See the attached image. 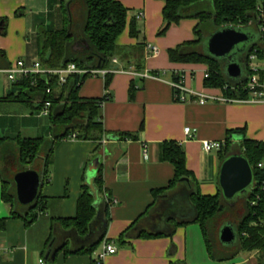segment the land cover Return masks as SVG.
<instances>
[{
    "label": "crops",
    "instance_id": "0c3cea01",
    "mask_svg": "<svg viewBox=\"0 0 264 264\" xmlns=\"http://www.w3.org/2000/svg\"><path fill=\"white\" fill-rule=\"evenodd\" d=\"M66 1L0 0V18L8 20L6 34H0V51L4 52L0 63L13 65L23 59L30 64L39 60L45 32L64 27ZM118 1L129 13L127 26L117 39L119 50L109 70L123 68L127 71L112 73L108 87L104 75H89L80 88L82 97H108L102 104L107 142H102L103 136L98 141L67 138L57 143L48 168L49 182L41 187L46 210L30 224L13 214V206L2 197L0 180V264H40L41 258L47 264H92L104 240L114 243L118 250L106 256L103 264H258L256 251L240 252L225 261L214 259L198 223L179 225L172 235L122 236L153 201L152 190L167 186L174 177L173 164L163 158L165 141L182 144L187 167L198 180L200 192L216 194L222 150L207 152L203 141H222L225 147L228 137L236 134L230 131L240 128L244 129L246 138L264 140V103L216 99L202 104L194 97L187 102L176 101L172 85L176 78L191 90L217 96L224 93L221 88L204 84L207 64L173 62L169 58L170 48L195 38L198 19L186 18L172 23L167 32L160 35L164 25V0ZM140 10L145 17L136 20L142 31L133 37L130 22ZM147 43L159 47L156 56L146 57ZM258 64L263 65L260 60ZM132 69L146 71L148 76L133 74ZM13 83L5 72H0V136L50 138L49 119L44 120L33 103L10 96L15 89ZM132 88L134 91L130 93ZM186 127L192 129L191 136L186 134ZM126 133L135 137L123 138ZM242 138L231 137L228 143L233 149L238 148ZM145 146L147 153H144ZM100 168L104 188L112 198L106 236L92 255L68 253L63 248L66 241L70 250L79 247L81 241L66 239L65 231L69 227H64L61 219L76 216L83 186L90 187L89 183H94ZM102 204L99 197L95 205ZM175 205H185L188 212L166 213ZM168 208L159 217L148 219V224L154 229H165L168 216H193L195 212L185 190L173 194Z\"/></svg>",
    "mask_w": 264,
    "mask_h": 264
},
{
    "label": "trees",
    "instance_id": "16d2710c",
    "mask_svg": "<svg viewBox=\"0 0 264 264\" xmlns=\"http://www.w3.org/2000/svg\"><path fill=\"white\" fill-rule=\"evenodd\" d=\"M164 25L159 31L167 32L172 23L182 19L196 18L195 38L183 41L168 50L173 62L205 63L208 65V76L204 84L208 87L221 88L225 95L237 98L249 97V91L242 82H231L224 70V63L205 53L201 46L206 36L226 26H256L260 31L258 40L244 53L247 74L252 73L249 67V56L253 53L264 61V0H210V10H194L196 7L208 5L206 0H164ZM209 1V2H210ZM208 5V6H209ZM66 22L59 30H47L39 52L41 65L49 68L66 66L70 62L79 67L109 68L113 56L119 50L117 39L127 26L129 9L118 0H67L63 6ZM20 13V11H17ZM7 18H0V34H6ZM141 28L136 18L130 22V34L139 36ZM4 52L0 51V55ZM11 65L0 63V68ZM88 74L70 75L66 83L59 86L56 77L19 78L13 83L12 97L23 98L33 103L44 98H51L53 104L47 116L51 123L50 138L0 136V180L2 181V197L13 206V214L22 217L30 224L39 214L46 210V198L41 194L31 204H22L17 198L15 174L26 169L39 172L43 184L49 182L48 168L51 165L57 143L76 134L79 140H101L107 131L102 120V104L108 97L87 98L80 96V88ZM264 81V72L260 73ZM112 73H107L106 87L109 86ZM177 79V78H176ZM36 80L34 86L32 82ZM231 86H234L232 88ZM52 88L50 94L46 89ZM133 88L130 93H133ZM16 92L17 96H16ZM40 108V105H37ZM230 132L241 133L243 138L238 148L229 145L221 148L224 161L233 153L243 154L253 169V188L248 195L228 207L222 201L223 192L219 185L216 194H202L199 182L194 173L187 167L186 153L181 143L175 140L163 144V158L174 166V177L165 187L153 189V201L122 234L127 237H158L172 235L179 225L198 223L203 231L210 255L217 260L233 259L240 252H257L258 264H264V167L259 163L264 159V140L246 138L243 128ZM135 137L131 133L122 135ZM32 165L27 167V165ZM103 206L95 205V197L88 185H84L77 201V213L74 217L61 219L65 237L81 241L76 249L70 250L67 241L66 252L92 255L106 236L109 221V201L105 200L107 192L104 188L102 169H98L94 178ZM187 191L194 207L193 216H174L166 218L165 229H154L148 224L152 216L159 217L168 208L173 194ZM104 207H106L105 210ZM102 210L101 214L99 212ZM236 223L238 244L229 246L221 242L218 231L224 221ZM92 264H97L96 259ZM181 264V263H172Z\"/></svg>",
    "mask_w": 264,
    "mask_h": 264
},
{
    "label": "water",
    "instance_id": "95a60500",
    "mask_svg": "<svg viewBox=\"0 0 264 264\" xmlns=\"http://www.w3.org/2000/svg\"><path fill=\"white\" fill-rule=\"evenodd\" d=\"M254 43V35L243 27L226 26L209 35L207 39L208 54L220 59L226 64L227 75L230 77L229 79L231 82H242L247 78V72L243 71V69L246 68L243 54L247 52ZM247 44L250 45L246 47L244 51V46H247ZM241 47L243 48L242 51ZM238 52H240L241 55L236 57V53ZM114 137L117 138L116 136ZM231 137L241 139L242 134H232ZM14 179L19 202L25 205L34 202L43 185L39 172L29 168L17 172ZM252 184L253 169L248 159L240 153L229 155L223 161L219 174V185L222 189L223 196L233 200L239 193L246 191ZM89 185L91 193L95 197L96 204L99 199L97 188L94 186L93 182H90ZM105 209L106 207H104V210ZM220 240L229 246L238 244L237 229L233 224L227 223L223 226L220 231ZM48 255L49 254H47V257Z\"/></svg>",
    "mask_w": 264,
    "mask_h": 264
},
{
    "label": "built area",
    "instance_id": "2783aa9c",
    "mask_svg": "<svg viewBox=\"0 0 264 264\" xmlns=\"http://www.w3.org/2000/svg\"><path fill=\"white\" fill-rule=\"evenodd\" d=\"M145 17L144 11L140 10L136 14L137 20H143ZM264 29V28H263ZM145 51H146V57H152L156 56L160 49L157 45L152 43H147L145 45ZM260 60L255 53L251 54L249 56V67L252 70V73L247 74V78L245 81H243V87L249 91V97L247 98H237L234 96H227L224 93L220 96L213 95V94H206L199 91L191 90L187 88L181 79L177 78L173 83L174 91H175V100L179 102H187L190 101V97L197 98V100L204 104L209 100H216L219 99L223 102H236V101H252V102H261L264 103V81L261 79L260 73L261 71L264 72V61H262L263 65L260 66L257 65V61ZM114 62H117V59H113ZM118 71H127L123 68L117 69L115 71L109 70V68H100V67H79L76 63L70 62L66 66L58 67V68H49L44 67L41 65V62L39 60L34 61L30 64L26 63L23 59H19L11 65L8 68H0V72H5L8 76V78L15 82L19 78H28L29 76H33L37 78L39 77H45L47 79L56 77L57 83L59 86H62L66 83L68 77L73 74L78 75H96V74H102L106 77L107 73H114ZM131 73L133 74H141V76H148V72H137L134 69L131 70ZM208 76V72L206 73V77ZM32 84L35 86L37 84V81L34 80ZM235 89L234 86H231ZM52 92V88L48 87L46 89V93L50 94ZM53 104V101L51 98H44L37 102V105H40L39 112L42 116H48L50 114L51 106ZM191 128L186 127L185 132L188 136H191ZM69 138L77 139L76 134L70 135ZM103 143L107 142V138L104 136ZM222 141H214V140H205L203 141V148L205 151L210 152L213 149H221L223 147ZM144 153H147V146L144 147ZM260 167H264V163H259ZM105 200L111 202L112 198L108 195H105ZM118 250L117 246L109 242L108 240L103 241V247L102 250L97 254L96 257V263L97 264H103V260L106 258V256L116 253ZM40 264H47L46 260L44 258L40 259Z\"/></svg>",
    "mask_w": 264,
    "mask_h": 264
},
{
    "label": "rangeland",
    "instance_id": "374dc122",
    "mask_svg": "<svg viewBox=\"0 0 264 264\" xmlns=\"http://www.w3.org/2000/svg\"><path fill=\"white\" fill-rule=\"evenodd\" d=\"M206 1H208V0H206ZM210 1V0H209ZM207 2V4L208 3H211V1L210 2ZM209 5V4H208ZM208 5H205V3L203 4V7H196L194 10H201V9H203V10H210V8L212 7V5L210 4L209 6ZM245 30H247L248 32H250L252 35H254V38H255V41L256 40H258V38H259V36H260V31H259V29L256 27V26H245V27H243ZM211 34V33H210ZM209 34V35H210ZM209 35H207L206 36V39L204 40V42H203V44H202V46H201V49L205 52V53H208V48H207V39L209 38ZM250 44H247V46H244L245 48L243 49L242 47H241V51H242V49L245 51V49H246V47H248ZM243 51V52H244ZM241 55V53L240 52H238V53H236V57H239ZM244 55V54H243ZM225 63H224V70H225V72H226V74H227V71H226V67H225ZM243 71L244 72H247V70H246V68L245 69H243ZM229 77V76H228ZM230 78V77H229ZM34 105L35 106H37V102L36 101H34ZM43 119L44 120H46V121H48V118L46 119V117H44L43 116ZM32 165H30V164H28L27 165V167H31ZM253 188V184L246 190V191H244V192H241V193H239L233 200H230V199H227V198H225L224 196L222 197V201L225 203V204H227V206L228 207H232L233 205V203H235L236 201H238L239 199H242V198H244V197H246L247 195H248V193L251 191V189ZM180 210H182V211H180ZM173 212L175 213V214H177V212H188V209H187V207L185 206V205H175V206H173V208H168L167 210H166V213H171V214H173ZM227 223H231V224H233L234 226H235V228H236V223L235 222H230V221H224L222 224H221V226H220V228H219V231H218V236H219V238H220V231H221V229L223 228V226L225 225V224H227ZM236 241H237V239H236ZM235 241V242H236ZM234 242V243H235Z\"/></svg>",
    "mask_w": 264,
    "mask_h": 264
}]
</instances>
